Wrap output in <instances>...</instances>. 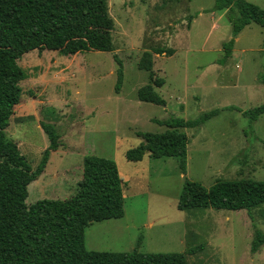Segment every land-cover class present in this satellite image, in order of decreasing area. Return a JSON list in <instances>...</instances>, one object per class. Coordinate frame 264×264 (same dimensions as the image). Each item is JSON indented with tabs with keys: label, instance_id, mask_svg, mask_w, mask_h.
I'll return each instance as SVG.
<instances>
[{
	"label": "rangeland",
	"instance_id": "rangeland-1",
	"mask_svg": "<svg viewBox=\"0 0 264 264\" xmlns=\"http://www.w3.org/2000/svg\"><path fill=\"white\" fill-rule=\"evenodd\" d=\"M264 10V0H246ZM113 20L112 53L85 52L63 57L31 51L18 65L20 104L6 129L35 170L49 141L40 122L60 136L42 175L28 187L26 204L72 197L81 179L85 156L112 160L125 183L124 216L92 223L85 229L88 251L144 254L187 253L186 264H264V246L251 254L255 230L264 234V205L246 211L177 210L185 179L209 189L218 180L264 182V115L250 123L242 112L264 105V28L251 24L234 39L223 64L222 45L232 39L227 12L213 10L215 0H107ZM171 49L170 57L153 55L155 88L165 106L143 103L137 91L149 83L138 69L143 53ZM116 56L123 81L115 93ZM218 116L188 137L186 173L178 158L145 154L132 163L125 153L138 147V133L167 129L154 121L171 117L195 120ZM140 240V241H139Z\"/></svg>",
	"mask_w": 264,
	"mask_h": 264
},
{
	"label": "trees",
	"instance_id": "trees-1",
	"mask_svg": "<svg viewBox=\"0 0 264 264\" xmlns=\"http://www.w3.org/2000/svg\"><path fill=\"white\" fill-rule=\"evenodd\" d=\"M216 12L226 11L232 39L222 45L221 63L231 57L234 39L251 24L264 28V10L246 0H215ZM114 30L107 0H0V264H186L187 253L144 254L136 249L127 253L88 251L85 229L92 223L124 216L125 183L112 160L85 156L81 180L75 194L65 200H39L27 205L28 186L44 172L49 155L60 144V136L51 124L40 122L49 141L35 170L21 154L16 143L6 138V129L20 104V83L26 79L18 65L31 51H53L63 57L85 52L112 53ZM174 54L158 48L143 53L138 69L149 73V83L137 91L143 103L165 106L155 88L164 85L154 77L153 55ZM117 65L115 93L123 81V64L114 55ZM264 85V75L260 78ZM219 110L185 121L171 117L154 121L167 130L160 134L138 133L143 142L125 153L128 162L137 163L145 154L153 159L178 158L179 170L186 173L188 137L184 129H196L218 116ZM254 123L264 115V105L242 112ZM264 205V182L256 180H218L206 189L198 182L184 181L177 210L196 209L246 211ZM140 241V240H139ZM264 246V234L255 230L250 253Z\"/></svg>",
	"mask_w": 264,
	"mask_h": 264
},
{
	"label": "crops",
	"instance_id": "crops-1",
	"mask_svg": "<svg viewBox=\"0 0 264 264\" xmlns=\"http://www.w3.org/2000/svg\"><path fill=\"white\" fill-rule=\"evenodd\" d=\"M42 175V174H41ZM81 180V179H80ZM124 182V181H123ZM33 183V182H32ZM125 186V185H124ZM29 187V186H28Z\"/></svg>",
	"mask_w": 264,
	"mask_h": 264
}]
</instances>
